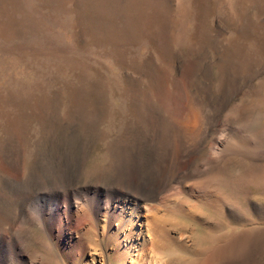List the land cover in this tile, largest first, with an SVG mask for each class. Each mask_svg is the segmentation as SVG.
Segmentation results:
<instances>
[{
    "label": "rangeland",
    "instance_id": "obj_1",
    "mask_svg": "<svg viewBox=\"0 0 264 264\" xmlns=\"http://www.w3.org/2000/svg\"><path fill=\"white\" fill-rule=\"evenodd\" d=\"M66 177L147 178L168 254L264 264V0H0V264H69L37 227L22 243L16 183Z\"/></svg>",
    "mask_w": 264,
    "mask_h": 264
},
{
    "label": "bare ground",
    "instance_id": "obj_2",
    "mask_svg": "<svg viewBox=\"0 0 264 264\" xmlns=\"http://www.w3.org/2000/svg\"><path fill=\"white\" fill-rule=\"evenodd\" d=\"M198 143L199 140L194 141L186 153L194 154L198 149ZM216 150L215 146H210L203 165H214ZM171 163L170 169L173 166L174 168L170 177L173 178L179 163L176 159ZM71 179L66 177L67 186L36 185L35 190L25 183L16 182L17 186L25 189L21 212L24 235L19 237L22 238V243L27 240L29 229L37 227L47 237L46 239L55 243L62 254L70 255L69 264H76L78 258L83 260L89 251L95 253L97 250L100 251V258L89 255V259L83 260V264H98L103 255L109 257L111 264H192L168 254V249L172 245H180L181 242L162 219L163 210L155 204L152 198L153 190L150 191L147 178L139 183L135 179H129L122 189L93 184L78 185ZM45 187L52 188L50 193L40 192ZM63 187L67 189L60 191ZM32 193L36 194V199L40 201L37 209H31V203L28 202ZM18 229L21 230L22 227ZM10 242L9 251L13 254L15 245ZM101 243L104 244L102 249Z\"/></svg>",
    "mask_w": 264,
    "mask_h": 264
}]
</instances>
